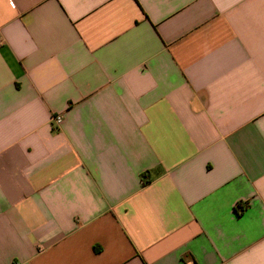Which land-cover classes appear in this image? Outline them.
Instances as JSON below:
<instances>
[{
  "label": "crops",
  "instance_id": "obj_1",
  "mask_svg": "<svg viewBox=\"0 0 264 264\" xmlns=\"http://www.w3.org/2000/svg\"><path fill=\"white\" fill-rule=\"evenodd\" d=\"M0 264H264V0H0Z\"/></svg>",
  "mask_w": 264,
  "mask_h": 264
},
{
  "label": "built area",
  "instance_id": "obj_2",
  "mask_svg": "<svg viewBox=\"0 0 264 264\" xmlns=\"http://www.w3.org/2000/svg\"><path fill=\"white\" fill-rule=\"evenodd\" d=\"M53 122H54V125L56 127H58L61 124V122H62V117L61 116H55L53 118Z\"/></svg>",
  "mask_w": 264,
  "mask_h": 264
},
{
  "label": "trees",
  "instance_id": "obj_3",
  "mask_svg": "<svg viewBox=\"0 0 264 264\" xmlns=\"http://www.w3.org/2000/svg\"><path fill=\"white\" fill-rule=\"evenodd\" d=\"M238 211L241 212L242 210L240 208H238Z\"/></svg>",
  "mask_w": 264,
  "mask_h": 264
}]
</instances>
